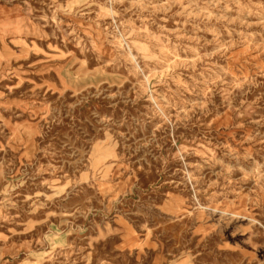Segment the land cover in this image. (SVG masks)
<instances>
[{
	"label": "rangeland",
	"instance_id": "1",
	"mask_svg": "<svg viewBox=\"0 0 264 264\" xmlns=\"http://www.w3.org/2000/svg\"><path fill=\"white\" fill-rule=\"evenodd\" d=\"M0 264H264V0H0Z\"/></svg>",
	"mask_w": 264,
	"mask_h": 264
}]
</instances>
